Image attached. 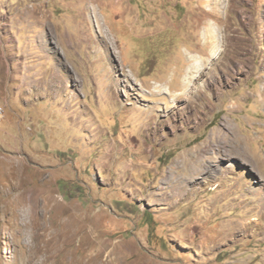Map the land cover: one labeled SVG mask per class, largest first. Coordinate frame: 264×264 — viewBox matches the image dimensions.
I'll list each match as a JSON object with an SVG mask.
<instances>
[{"label": "rangeland", "instance_id": "1", "mask_svg": "<svg viewBox=\"0 0 264 264\" xmlns=\"http://www.w3.org/2000/svg\"><path fill=\"white\" fill-rule=\"evenodd\" d=\"M91 231L264 264V0H0V264H91Z\"/></svg>", "mask_w": 264, "mask_h": 264}, {"label": "bare ground", "instance_id": "2", "mask_svg": "<svg viewBox=\"0 0 264 264\" xmlns=\"http://www.w3.org/2000/svg\"><path fill=\"white\" fill-rule=\"evenodd\" d=\"M188 59L191 60V61L195 60L193 55L189 56ZM199 74H200L199 76H204L205 73L202 70V71L199 72ZM22 198H25V197H22ZM29 198H30V196H29ZM32 198H34V197H32ZM49 198H54V197L53 196H49ZM90 234H91L92 239L95 241L96 244L98 243V246H99V247H94L93 246L94 248H97V249L95 250L94 253H91V255H90V260H91L90 263L91 264H112V262L114 261V258H115L114 255H116V250L118 248V243H113L112 242L110 244L109 242H107L103 246V245H101L102 241L99 239L100 238L99 234H95V233H93V231H91ZM72 236H74V235H72Z\"/></svg>", "mask_w": 264, "mask_h": 264}]
</instances>
